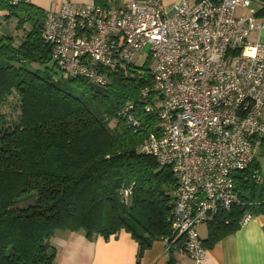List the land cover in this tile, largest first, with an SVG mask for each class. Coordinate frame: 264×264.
I'll return each mask as SVG.
<instances>
[{
    "label": "trees",
    "instance_id": "16d2710c",
    "mask_svg": "<svg viewBox=\"0 0 264 264\" xmlns=\"http://www.w3.org/2000/svg\"><path fill=\"white\" fill-rule=\"evenodd\" d=\"M0 11V26L14 20L21 31L0 32V264H57L51 241L57 231L108 239L121 230L138 244L135 264L154 240L167 238L174 264L173 251L185 247L184 236L171 235L176 180L170 166L138 150L156 131L157 117L146 111L154 105L152 69L121 64L105 71V86L95 85L52 60L42 35L46 10L0 0ZM50 63L61 77L47 73ZM259 152L264 157V139ZM234 180L239 203L207 220L205 248L234 232L246 213H264L257 155Z\"/></svg>",
    "mask_w": 264,
    "mask_h": 264
},
{
    "label": "built area",
    "instance_id": "2783aa9c",
    "mask_svg": "<svg viewBox=\"0 0 264 264\" xmlns=\"http://www.w3.org/2000/svg\"><path fill=\"white\" fill-rule=\"evenodd\" d=\"M255 31L264 32V0H64L46 10L42 35L52 60L95 85L149 46L154 105L146 111L157 124L138 150L171 167V235L185 237L184 251L198 264L206 251L198 227L239 203L234 174L254 161L264 139V37L252 39ZM130 194L124 188L123 200Z\"/></svg>",
    "mask_w": 264,
    "mask_h": 264
},
{
    "label": "crops",
    "instance_id": "0c3cea01",
    "mask_svg": "<svg viewBox=\"0 0 264 264\" xmlns=\"http://www.w3.org/2000/svg\"><path fill=\"white\" fill-rule=\"evenodd\" d=\"M43 10H56L64 0H28ZM129 0H106L121 6ZM171 6L181 0H162ZM74 6H82L94 0H70ZM5 14L0 11V15ZM8 23L14 25L15 21ZM8 23L0 26L4 34L20 35L9 27ZM264 37V32H253L252 39ZM56 250L57 264H135L138 250L137 242L131 235L121 230L116 235L104 239L100 235L88 238L83 231H57L52 237ZM166 240H154L140 259V264H168L169 251ZM174 264H198L190 258L184 249L173 251ZM201 264H264V213L253 215L240 222L232 233L219 239L212 247L206 248Z\"/></svg>",
    "mask_w": 264,
    "mask_h": 264
},
{
    "label": "rangeland",
    "instance_id": "374dc122",
    "mask_svg": "<svg viewBox=\"0 0 264 264\" xmlns=\"http://www.w3.org/2000/svg\"><path fill=\"white\" fill-rule=\"evenodd\" d=\"M9 27H12L15 29V23L12 25L11 23H8ZM1 30V29H0ZM17 31V30H16ZM16 35V34H15ZM148 49L149 46H145L142 52H139L136 54V56L133 59V65L138 68H142L143 66L153 68L154 66V59L150 55H148ZM45 68V67H44ZM41 72L43 70V67L40 68ZM47 73L52 75L54 78H59L63 74V71L57 67H55L52 63H50L46 67ZM39 72L40 74H42ZM43 75V74H42ZM73 93L78 94L80 92L79 88H75L72 90ZM110 126H112V123H110ZM260 152H257V160L259 161L261 165V170L264 171V157H261ZM19 203L15 204V206H18ZM198 233L200 238H205L207 236V226L206 223L198 227Z\"/></svg>",
    "mask_w": 264,
    "mask_h": 264
}]
</instances>
